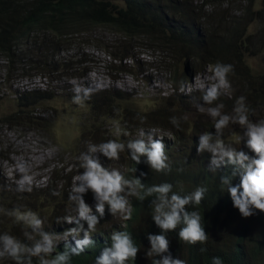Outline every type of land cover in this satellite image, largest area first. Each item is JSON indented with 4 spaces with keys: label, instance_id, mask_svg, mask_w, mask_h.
<instances>
[{
    "label": "trees",
    "instance_id": "16d2710c",
    "mask_svg": "<svg viewBox=\"0 0 264 264\" xmlns=\"http://www.w3.org/2000/svg\"><path fill=\"white\" fill-rule=\"evenodd\" d=\"M252 22L256 24V31L248 34ZM98 30L111 33L113 40L97 44L95 32ZM88 43L101 46L111 62H117L120 72H128L121 62L134 60L138 50L144 48L150 54L156 53L160 58L156 68L160 72L161 68L164 72L168 69L173 90L161 98L158 107L138 116L140 125L168 128L176 143L165 150V156L149 164L152 172L141 164L131 163L132 179L149 186H141L137 198H130L132 211L124 227H112L115 247L109 248L111 257L123 249L120 254L129 256L130 264H142L143 258L134 251L147 246L154 253L153 260L160 264L161 257H165V264H264V185L262 189L242 184L236 187L240 183L236 174L240 166L246 167L251 162L254 171H264V149L253 148L240 133L230 134L239 142L228 147L218 132L217 152L207 156V147L199 135L212 134L216 126L193 121L195 109L200 105L207 110L219 108L225 112L242 109L244 121H253L258 114L264 117V0H0V58L6 63L7 76L27 66L29 71L49 79L80 77L85 72H79L78 67L60 58V54ZM258 54L263 68L261 73H253L247 57ZM186 60L197 66L195 72L209 67L227 84L228 96L177 94V86L187 77L182 68ZM58 73L60 76L52 77ZM47 93L46 89H30L12 94L16 108L9 116L0 118V122L8 127L35 124L40 119L31 109L40 105L42 99L57 98V94ZM123 95L120 91L74 95L88 108L83 115L88 116L89 124L84 126L88 133L85 135L82 129L79 140L89 136L88 143L100 140L105 143L106 138L99 133V119L121 111ZM186 117H189L187 122ZM256 124L264 137V119ZM127 141L123 137L122 141H112V144L125 147ZM129 144L127 151L134 148L135 142L129 141ZM252 150L260 153L258 162L250 159ZM165 184L169 187L160 194ZM50 186L46 191L51 194ZM143 190L147 191L144 197ZM95 191L94 194L96 188ZM9 192L0 185V240L3 243L0 264H26L20 252L24 239L16 230H12L15 240L5 235L10 230L7 226L13 224L5 220V215L21 211L18 203L22 195L15 192L10 197ZM107 192L111 203L115 198L110 196L108 187ZM86 193L68 208L67 205L59 207V201L51 209L45 208L46 218L38 212L39 220L43 225L54 224L72 213L70 208L74 213L85 211L87 206L83 205H89L86 203L92 199ZM243 197L259 202L247 221L237 220V215L226 210L231 202ZM23 211L36 212L35 209ZM65 211L68 214L63 217ZM94 216L95 213L90 217ZM150 222L157 223L152 230H149ZM175 255L180 256L181 262H174ZM97 256L106 258L100 252ZM153 260L148 264H154ZM98 263L99 258H90V255L62 257L55 252L39 264Z\"/></svg>",
    "mask_w": 264,
    "mask_h": 264
},
{
    "label": "rangeland",
    "instance_id": "374dc122",
    "mask_svg": "<svg viewBox=\"0 0 264 264\" xmlns=\"http://www.w3.org/2000/svg\"><path fill=\"white\" fill-rule=\"evenodd\" d=\"M255 31L256 24L252 22L247 33L253 34ZM95 36L98 37L97 44L110 43L111 39L113 40V35L106 30L96 31ZM136 57L137 61L141 63L140 68L142 69L140 71L146 72L144 77L139 76L137 79H134L133 74L137 70L128 67L129 63L126 64V68L131 73L117 72V62L112 61L109 64L111 60L105 50L101 46L96 47L91 43L85 46L76 45L67 53L60 54V58H64L68 61L67 63L78 67L79 72H85L76 78L61 76L59 79H49L29 71L27 66H22L7 76L5 73L6 63L0 58V118L9 116L16 108L12 94L17 95L30 89H46L50 94H57V98L42 99L43 102L40 105L31 109L34 116L40 119L35 124L20 123L8 127L0 122V185L5 191H10V197L15 192L22 195L18 203V209L21 211L4 217L8 223H13L11 226H7L11 233L12 230H16L20 238L35 242L39 231L55 229L58 223L43 225L39 220L38 212L46 218L47 211L45 208L51 209L58 201L59 207L70 203L68 198L84 193L86 187H90L93 183L96 174L94 168L98 167L99 171L102 168L99 159L94 161L93 165L84 167L80 164V158H76L74 154L76 137L81 131L82 122L87 118V116H83L87 112L86 108L79 99L74 98V95L92 93L103 89L121 91L124 94L123 99L131 102L130 108L134 112L133 115H137L136 120H131V116L129 119L131 114L128 111L123 112L126 115H123L121 111L114 117L99 119V131L107 133L115 139L122 135L139 142L138 138L142 136L141 133L145 130L135 126L138 116L158 107L162 101L161 98L171 93V89L165 78L159 72L152 70L160 58L154 60L153 54L144 48L138 50ZM166 63L169 62L166 61ZM247 64L253 73H261L263 62L260 54L247 57ZM54 76H60V74H53L52 77ZM180 87L184 92L195 91L194 89H196L205 93H211L216 87L219 90L225 89V85L218 84L217 78L209 69L205 70V68L192 72L186 81L180 83ZM195 114H199V112L197 111ZM212 115L218 116L219 123L230 128V130L222 133V140H225V145L228 147L236 146L238 140L231 138V133H240L251 141H254L258 136L256 121L261 114L254 117L253 121L248 122L241 119L242 109H235L226 114L214 109ZM193 121L207 124L198 115H193ZM84 133L86 134V130ZM194 134L197 136V133ZM162 135L165 133L154 130L141 143L147 147L159 145ZM89 145L93 146V144L85 145L88 150ZM129 145L127 141L124 150H127ZM141 147L144 146L141 145ZM88 154L89 152L86 155L88 156ZM209 170L210 173L213 172L212 169ZM49 184L53 190L51 194L46 191ZM91 192L93 193V189L89 188L87 193ZM102 194L106 196L105 191ZM105 198L106 201H103L102 196L95 194L94 202L89 205L90 209L93 211L101 210L105 204L111 205L112 208L117 206L115 200L110 203L107 197ZM28 209H35L36 212L23 211ZM60 209L62 210V208ZM126 212L127 210L124 209L123 212L115 216L99 218L95 224L87 229L110 230V228L120 224ZM87 229L76 227L64 232L62 227H57L56 236L50 238L49 241L43 239L41 242H46L47 247H53L55 243H60L76 233L87 234ZM145 251L147 252L148 249Z\"/></svg>",
    "mask_w": 264,
    "mask_h": 264
},
{
    "label": "clouds",
    "instance_id": "9594fccd",
    "mask_svg": "<svg viewBox=\"0 0 264 264\" xmlns=\"http://www.w3.org/2000/svg\"><path fill=\"white\" fill-rule=\"evenodd\" d=\"M154 60H156V53L153 54ZM156 57V58H155ZM109 58V57H108ZM127 62V63H126ZM136 64H139L141 66V63L137 61V57L135 56L134 60H125L122 61L121 65H125V68L127 67L126 64L129 63L128 67L134 68L137 70L136 73L134 74V79H137L139 76L144 77L145 71H140L142 68L137 67ZM160 62V60H157V64ZM111 61L109 62V64ZM157 64L155 67L152 68V70H155L159 72L165 80L168 82L170 91L171 93L173 92L172 87L170 86V76H169V71L167 69V72H164L161 68V72L158 71L156 68ZM143 65V64H142ZM183 71H185L187 77L184 81L187 80L188 76L191 75L192 72L195 71L196 65L189 61L186 60L184 64H182ZM111 66V65H110ZM109 66V67H110ZM119 66H116V70ZM127 69V68H126ZM211 69L209 67H205V70ZM204 70V69H203ZM127 71L131 73L128 69ZM189 71V73H187ZM118 72V71H117ZM123 72H125L123 70ZM211 73L217 78V83L218 84H223L225 85V89L219 90L217 87L211 91V93H205L198 91L194 89L195 91H188L184 92L183 89L178 85L179 90L177 94L181 95H189L192 92H198V93H205L208 94L210 97H213L215 95H222L227 97L228 96V86L225 82L220 81L217 77V75L211 71ZM185 86V83H184ZM186 90V89H185ZM98 91H106L110 94H113L114 91H119V90H110V89H103V90H98ZM97 91V92H98ZM95 91H93L94 93ZM121 92V91H120ZM122 93V92H121ZM169 93V94H171ZM79 95L84 94V93H78ZM167 94L166 97L169 95ZM123 95V93H122ZM164 97V98H166ZM80 100V99H79ZM81 101V100H80ZM83 103V101H81ZM209 101V105H210ZM84 107L86 110H88L87 106L83 103ZM241 105L237 106L236 108L240 107ZM131 102L123 100L121 103V111L126 112L128 111L132 117L134 112L131 110ZM220 110L222 113H228L225 111H222L219 108H215ZM214 110V109H213ZM121 111H118L121 112ZM199 112V114H195L200 116V118L204 119L206 123L209 126H216V129H212V134L207 133V132H202L199 137H202V144H205L207 147V156H214L217 152V145H216V139L215 137L217 136L218 132L221 135V140H222V132L223 131H228L230 128H227L225 125H222L219 123V117L212 115V110H207L206 107L203 106H198L195 109V113ZM118 113L114 114L112 117L116 116ZM146 113V112H145ZM190 113V111H189ZM243 113V110H242ZM123 115H126V113H123ZM88 118V116H87ZM86 120L83 122V127L81 124V131L84 130V126H87L89 124V121ZM110 118V116H109ZM189 117H186L185 120L186 122L188 121ZM264 117H260L257 121H262ZM131 120H136V118H133ZM138 121V120H137ZM135 124V126H138L140 129H143V133H141V137H139V142L136 139H131L128 137H124L120 135L118 139H115L114 137H111L107 133H104L102 131H99L100 135L103 136L105 140V143H103V140H100L98 142L94 141L92 143H88L87 141L89 140V136H85L83 140H79V135L76 137V145H75V156L76 158H80V164L85 166H91L94 164V161H97L98 159L102 163V168L99 171L98 167L94 168V171L96 174L94 175L93 183L90 185V187H86L85 192L89 191V188L93 189L95 191V188L97 190L98 196H102V200L106 201L105 197H107L108 192H107V187L110 191V196H114L115 201L117 202V206L115 208H112L111 205L105 204V207H102L101 210L93 211L90 209L89 205H91L94 202V197L95 194L94 192L92 193H86V195L92 196V199L88 200L86 204L89 205H83L87 206L85 211L79 212V213H74V209L70 208L69 211H72L68 216V211L64 212L63 217L67 216L66 218L62 219V222H58V225L54 228H50L48 231L47 230H41L38 233V237L36 238L35 242H30V241H25L23 240L21 243L20 247V252L23 253L25 256V261L26 264H39L43 259L46 260L47 256L50 253H55L58 252L59 254L62 255V257H72L76 255H90V258H99V263L98 264H130L129 256H123L120 253L122 250L117 253L114 257H111L110 250L109 248H113L114 246V238H113V228H110V230L106 229H95V230H88L87 228L97 222L99 218H104L105 216H115L119 214L120 212H123L124 209L127 210L126 215L124 219L120 222L119 225H117V228H123L124 227V221L129 218L130 213H131V205H130V198L134 197L137 198V196L140 193V187L143 186V188H147L149 185L144 186L142 183H140L137 180L132 179V175L130 173V168H131V163L137 165L141 164L143 165L148 171L152 172L150 170L149 164L153 163L156 158L163 157L165 156V153L168 149V147L172 144L176 143L175 136L174 134L165 127H159V126H143L140 125L139 123ZM244 121V120H243ZM248 122V121H245ZM98 126V125H96ZM100 128V126H99ZM162 131L165 133V135H162V138L159 140V145H152V146H145L144 143H141V141L152 131ZM80 131V132H81ZM256 131L258 133V136L254 141H251L248 137L244 136L247 138L249 141V145H251L253 148H260L262 147L264 149V137L260 132L259 126L256 124ZM88 130H86L87 135ZM198 136V133H197ZM126 138L129 141H134L135 146L131 151L124 150V147L122 145H119L117 147L116 145L112 144V141H122V138ZM197 139V138H196ZM128 141V142H129ZM239 142V140H238ZM86 144H93L89 145V150L86 148ZM144 146L143 148L141 147ZM122 147V149L120 148ZM237 146V145H236ZM87 152H89L88 156L86 155ZM133 152H139L141 155L135 154ZM249 157L250 159L255 162H258L260 159V153H258L255 150H252L249 152ZM109 158V160H107ZM107 161V163H106ZM163 172V171H162ZM220 173V172H217ZM237 176L239 177L240 183L236 187H239L241 184L245 187H252V188H257V189H262V186L264 185V171L263 172H256L252 169L251 167V162H248V165L246 167L240 166L236 172ZM171 184V183H170ZM158 184H150V186H157ZM106 186V188H105ZM169 187L168 184H165L161 190L160 194ZM106 192V196L102 194L103 191ZM146 190V189H145ZM143 190L142 197L146 195V192ZM84 192V193H85ZM96 192V191H95ZM84 193H80L78 195H74L71 198H68L70 203H67V208L70 207L72 204H74L76 201H79ZM69 196V195H68ZM232 205H229L226 207V210L231 214V215H237V220L240 221H247L250 217L254 215V211L252 209L259 204V202L253 201V200H248L246 197H243L241 199H238L234 202H231ZM84 204V203H83ZM95 213L94 217H90L91 214ZM7 216V215H5ZM145 222V219H143ZM157 223H152L150 222V228L149 230H152V227L156 225ZM57 227H62L63 231H68L72 228L76 227H81L87 229V234L85 233H76L73 236L66 238L64 241L60 243H55V246L53 247H47L46 242H41V240L46 239L49 241L50 238H53L55 235V231ZM8 228V227H7ZM7 237H9L11 240H15L14 236L12 235L11 231L7 229V233H5ZM74 237V238H72ZM0 250H2V241L0 240ZM148 249L146 252L145 250ZM158 249H156L157 252ZM19 252V253H20ZM97 252L102 253L105 255L106 258H100L97 256ZM137 253V255L141 258H143V262L148 264L151 262V260L154 259V253L151 252L150 248L147 246H143L142 248L136 249L134 253ZM160 256V254H157ZM163 255V254H162ZM161 255V256H162ZM169 261V260H168ZM154 264H160L159 261H152ZM175 263H179L180 261V256L175 255L174 258ZM142 263V264H144ZM161 264H165V257H161Z\"/></svg>",
    "mask_w": 264,
    "mask_h": 264
},
{
    "label": "bare ground",
    "instance_id": "6f19581e",
    "mask_svg": "<svg viewBox=\"0 0 264 264\" xmlns=\"http://www.w3.org/2000/svg\"><path fill=\"white\" fill-rule=\"evenodd\" d=\"M28 161V160H27ZM30 162H32V161H30ZM33 164V163H32Z\"/></svg>",
    "mask_w": 264,
    "mask_h": 264
}]
</instances>
